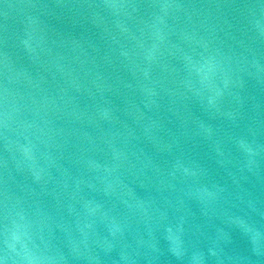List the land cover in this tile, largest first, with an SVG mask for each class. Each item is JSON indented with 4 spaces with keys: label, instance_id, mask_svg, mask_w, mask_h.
I'll use <instances>...</instances> for the list:
<instances>
[{
    "label": "water",
    "instance_id": "95a60500",
    "mask_svg": "<svg viewBox=\"0 0 264 264\" xmlns=\"http://www.w3.org/2000/svg\"><path fill=\"white\" fill-rule=\"evenodd\" d=\"M0 264H264V0H0Z\"/></svg>",
    "mask_w": 264,
    "mask_h": 264
}]
</instances>
